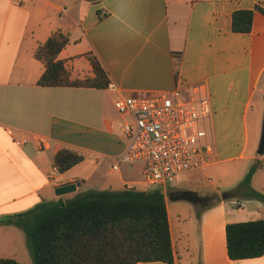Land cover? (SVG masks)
Wrapping results in <instances>:
<instances>
[{
    "label": "crops",
    "instance_id": "obj_1",
    "mask_svg": "<svg viewBox=\"0 0 264 264\" xmlns=\"http://www.w3.org/2000/svg\"><path fill=\"white\" fill-rule=\"evenodd\" d=\"M257 7L264 11V0H0V218L49 201L52 193L53 201L64 198L58 187H81L88 179L74 173L78 168L109 179L119 174L112 165L125 148L124 119L114 106L120 94L204 85L211 153L188 187H179L180 176L164 193L172 264H264V256L231 260L226 235L228 223L264 219V201L226 195L237 186L222 192L214 184L253 160L260 168L252 183L264 170V154L255 151L264 118V13L255 10L250 33L232 30L235 11ZM58 30L70 35L58 59L71 79L94 77L92 54L116 90L38 84L45 65L34 54ZM62 149L83 161L54 172ZM207 181L209 187L199 186ZM252 188L264 194V183ZM209 198L215 200L200 205ZM181 200L193 203L196 214H179V238L169 202Z\"/></svg>",
    "mask_w": 264,
    "mask_h": 264
},
{
    "label": "trees",
    "instance_id": "obj_2",
    "mask_svg": "<svg viewBox=\"0 0 264 264\" xmlns=\"http://www.w3.org/2000/svg\"><path fill=\"white\" fill-rule=\"evenodd\" d=\"M255 10H238L232 16L235 33H250ZM70 35L54 32L35 52L45 65L38 84L43 87L108 88L110 79L99 60L87 57L94 77L71 79L59 54L69 44ZM83 161L72 150L62 149L54 157L60 172ZM260 168L256 163L240 184L226 195L264 201V194L254 190L252 180ZM14 225L28 239L34 264H172L174 253L165 194L160 189L139 190L125 187L120 191L92 190L70 199L42 201L25 212L0 218V226ZM227 253L231 260L264 256V219L228 223ZM0 264H19L10 257H0Z\"/></svg>",
    "mask_w": 264,
    "mask_h": 264
},
{
    "label": "built area",
    "instance_id": "obj_3",
    "mask_svg": "<svg viewBox=\"0 0 264 264\" xmlns=\"http://www.w3.org/2000/svg\"><path fill=\"white\" fill-rule=\"evenodd\" d=\"M114 106L124 119L125 148L115 157L112 172L123 164H144L145 190L165 193L182 174L201 169L211 153L207 123L212 107L204 85H177L170 93H122ZM53 171H58L56 165Z\"/></svg>",
    "mask_w": 264,
    "mask_h": 264
},
{
    "label": "rangeland",
    "instance_id": "obj_4",
    "mask_svg": "<svg viewBox=\"0 0 264 264\" xmlns=\"http://www.w3.org/2000/svg\"><path fill=\"white\" fill-rule=\"evenodd\" d=\"M262 133V129H261ZM259 144L257 141L255 151L259 150ZM256 162L250 161L246 169L242 171L236 176H231L230 178H222V179H215V185L220 188L222 192L229 188H235L240 184V182L245 178L247 173L249 172L250 168L253 167ZM230 164L225 166L213 167L209 170H224V167H228ZM143 171H144V164L136 163V164H123L121 167V171L119 172L122 182L119 179V174L115 176H110V179L106 175H100L98 173L93 174L91 173V169L89 170L90 174L87 171H84L83 168H78L74 171V173L83 176L84 178H88L85 183L80 187V189L74 193H69L64 196L63 199L67 200L73 198L77 195H82L92 190H110V191H120L127 186H132V188L136 189H144V185L142 184L143 179ZM106 172V171H105ZM197 170L190 171L188 173L182 174L180 181L181 184L179 187H188L189 182L193 176L197 174ZM183 179H187V181H183ZM107 183L112 184V187H108ZM264 183V170L260 173V176L257 177L250 187H258L262 186ZM176 185V184H175ZM174 186V185H173ZM200 187H209L210 183L207 181ZM176 187V186H174ZM51 197L48 198L49 201H53L54 193L50 195ZM246 199V198H244ZM214 198H209L208 200H201L200 205L208 204L209 202H213ZM248 200V199H247ZM169 207L171 210V216L173 218V226H174V234L181 238L182 237V227L180 223V213L184 215V217H189L190 215L196 214V208L193 203L190 201H171L169 202ZM0 257H10L14 258L18 261L19 264H34L33 256L29 247L28 239L25 232L14 226V225H5L0 226Z\"/></svg>",
    "mask_w": 264,
    "mask_h": 264
},
{
    "label": "water",
    "instance_id": "obj_5",
    "mask_svg": "<svg viewBox=\"0 0 264 264\" xmlns=\"http://www.w3.org/2000/svg\"><path fill=\"white\" fill-rule=\"evenodd\" d=\"M258 154L260 155L264 154V118H263V123H262V133H261V138H260ZM80 185L81 183H77V184H69V185L58 187L56 189V194L58 196H63L69 193H74L77 191V187H80Z\"/></svg>",
    "mask_w": 264,
    "mask_h": 264
}]
</instances>
